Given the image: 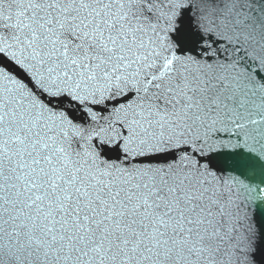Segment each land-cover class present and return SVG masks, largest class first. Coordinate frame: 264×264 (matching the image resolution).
Returning <instances> with one entry per match:
<instances>
[{"label": "snow or ice", "instance_id": "6c2138e0", "mask_svg": "<svg viewBox=\"0 0 264 264\" xmlns=\"http://www.w3.org/2000/svg\"><path fill=\"white\" fill-rule=\"evenodd\" d=\"M0 264H264V0H0Z\"/></svg>", "mask_w": 264, "mask_h": 264}]
</instances>
